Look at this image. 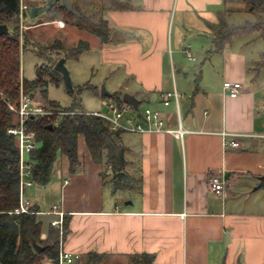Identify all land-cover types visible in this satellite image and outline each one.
<instances>
[{
	"label": "crops",
	"instance_id": "1",
	"mask_svg": "<svg viewBox=\"0 0 264 264\" xmlns=\"http://www.w3.org/2000/svg\"><path fill=\"white\" fill-rule=\"evenodd\" d=\"M129 1L130 9L99 6L110 28L106 42L93 34L100 57L112 69L125 68L121 76L139 100L138 115L145 107L158 110L169 128L178 124L177 107L159 98L175 88L182 94L180 122L191 131L180 139L165 131L120 129L131 175V186L120 188L79 135V166L70 171L61 156L55 166L61 171L44 186H27L24 196L41 211L44 231L52 218L44 223L43 216L52 215L53 204L69 215L61 247L75 261L93 251L104 256L102 264H130L129 255L138 253L153 254L157 264H264V187L257 188L264 175V62L257 57L264 49L254 40L258 30L216 37L224 22L239 24L231 18L248 14L233 1ZM43 14L29 15L37 23ZM59 20L52 22L58 29H80L61 27ZM224 80L240 81L239 94L229 96ZM224 132L245 135L231 146L226 141L233 137ZM212 173L227 180L220 195L210 189Z\"/></svg>",
	"mask_w": 264,
	"mask_h": 264
},
{
	"label": "trees",
	"instance_id": "2",
	"mask_svg": "<svg viewBox=\"0 0 264 264\" xmlns=\"http://www.w3.org/2000/svg\"><path fill=\"white\" fill-rule=\"evenodd\" d=\"M83 0H74L73 11L61 5L60 0L46 10L43 16L48 19H62L66 25H76L97 35L100 41L110 39V28L105 18L94 20L91 14L85 13L79 6ZM242 4L254 19L239 24L223 23L217 30L216 37L221 41L227 36L239 32L261 30L264 23V0H224ZM92 5L98 2L103 9L114 7L119 9L132 8L129 0H86ZM31 6V5H30ZM93 6V5H92ZM19 0H0V23L8 26L9 32L0 34V262L2 264H40L43 258L49 264H59V251L62 242L69 232V215L63 218V231L49 224L46 233L42 231V220L39 218L37 205L30 212H14L20 199L19 177V147L16 138L8 132V127L16 124L14 113L8 104L18 102L20 91L32 95L39 89L44 98L45 107L53 113L49 116L30 117L27 128L35 134L38 146L28 154V162L32 165L31 179L38 186L46 185L52 178L55 166L61 156L68 160L69 170L74 171L79 166V135L84 136L86 147L96 163H101L106 170L112 169V184L114 188L130 187V176L125 169L129 161L126 158L128 147L122 142L121 130H112L105 117L96 112L84 111L81 104L74 98L67 107H60L54 100L47 98L48 83L60 84L62 75L54 66L59 57L77 58L83 51L89 49V43L80 40L71 48L55 45H38L31 41L24 30L21 43L18 30ZM227 11V9H226ZM28 14V12H27ZM22 33V34H23ZM59 45V46H58ZM219 45V43H218ZM30 46L40 56H45L48 62L36 66V75L31 79L20 76L21 47ZM221 45L216 47L219 50ZM55 54V56H52ZM264 62V61H263ZM89 82L85 86H90ZM96 88V86H95ZM105 97L106 95H103ZM118 103H123L122 94H110ZM118 104V105H120ZM62 111L58 117L57 113ZM122 172L119 177L118 173ZM141 176L138 178L140 187ZM44 248L37 251L33 243ZM103 255L89 252L81 260L78 257L74 264H102ZM151 253L129 255L130 264H157Z\"/></svg>",
	"mask_w": 264,
	"mask_h": 264
},
{
	"label": "rangeland",
	"instance_id": "3",
	"mask_svg": "<svg viewBox=\"0 0 264 264\" xmlns=\"http://www.w3.org/2000/svg\"><path fill=\"white\" fill-rule=\"evenodd\" d=\"M43 1L45 3L47 2V0H27L28 5L31 6L36 5V3H40ZM57 1L58 0H55V2ZM92 5H90L89 2H86V0L79 2V6L85 13L91 14L94 20H99L102 17L100 15L101 13H99L100 4L98 2H94ZM245 19L252 21L254 19V16L253 14L248 13L247 15L244 16V18L243 15L240 14H238V16H234L233 18H231L233 22H238V23L243 22ZM54 20L55 19H48L47 16H43L41 21L34 23L32 17L29 14H27V11L24 12L23 16L19 18V22H18V30H19L18 32L21 43L24 37L23 32L24 30H26V34L28 35L29 39L31 41H34V43H37L38 45L53 44L56 46V44L58 43L64 48H71L72 46L75 45L76 40L79 41L83 40L89 43V49L83 52L77 58H65V65L68 69L72 86L69 87L68 85H66L64 80H62V82L58 85L50 82L48 83V87H47V94H46L47 98L50 100H54L56 103L59 104L60 107H56V108L67 107L71 104L72 100L76 98L78 102L81 104V109H83L84 111L100 112L102 114L112 115V109L111 107H109V105L115 104V101L113 97H110V95L109 96L106 95L105 97H103L101 95L102 94L101 90L102 87L104 86L105 89L109 92V94H112L114 92H117L118 94L121 92L123 93V89L124 92L131 93L129 91V85H127L126 83L127 78L121 76L125 72V68L119 67L112 69L111 66L106 65L103 62L99 54L97 39L94 38L93 33L77 28H75L76 30L73 31L70 30L66 31V29H58L52 23ZM45 21H50L51 24L45 25L46 24L44 23ZM62 21L64 24L60 25L61 27L65 26L64 20ZM56 22H58V20ZM67 26H69V24ZM257 34H260V37L256 36L257 39L254 38V40L257 43H261L264 49V24L261 30L255 31V35ZM241 37H248V36H241ZM52 56H55V54H52ZM46 58L47 57L45 56H40L39 54H37L34 51V49H32L30 46H25L24 48L21 47L20 76H24L27 79H31L35 77L37 67L41 66L42 63L44 65L46 61L48 62V59ZM60 58H62V56L59 57L58 59ZM257 60L264 61V57L260 58V56H258ZM263 65L264 63L260 65L259 68ZM253 70L257 71L254 68ZM87 82H89V84L91 85L85 86ZM32 97H34L38 103L44 106L46 105L43 102L44 98L40 94L39 89H37L34 92ZM13 103H17V102H13ZM145 104H146L145 100H141L139 108L142 110ZM14 106L18 107V105H14ZM11 111L14 113V117L16 121L17 119L19 120V115L15 111V109L14 110L11 109ZM54 113H57L56 115H58L59 117L62 112L59 111ZM121 123L126 124V120L122 118ZM15 141L17 145H19L18 141L17 140ZM79 149L82 150V145H80V142H79ZM58 169L60 170V168H57L56 170L53 171L52 178L55 177L54 175H56ZM128 169L130 171V167ZM133 175H134V182L136 183L138 176H136L135 172H133ZM25 186L27 187L30 185L25 184ZM43 217L45 223L47 219L52 218V215L46 214V216ZM42 226H43V221H42ZM42 231L43 234L46 233V231H44L43 228ZM59 232L61 231L59 230ZM110 263L111 262H109L108 264ZM40 264H49V261H46V259L43 258V260L40 261ZM61 264H69V263L62 262Z\"/></svg>",
	"mask_w": 264,
	"mask_h": 264
},
{
	"label": "built area",
	"instance_id": "4",
	"mask_svg": "<svg viewBox=\"0 0 264 264\" xmlns=\"http://www.w3.org/2000/svg\"><path fill=\"white\" fill-rule=\"evenodd\" d=\"M31 6L28 5L27 0H19V9L18 16L19 18L23 16V13L28 11ZM25 10V11H24ZM63 24L62 21H59ZM242 88V84L240 81H232V80H224L223 81V89L227 91L229 96L235 97L239 94ZM182 97V94L179 93L175 88L171 90H165L160 93V101L163 105L168 106L171 102H175L177 111V121L178 124L175 128L165 127V117L158 110L145 107L143 112L138 115L137 109H135L132 105L127 104L125 102L118 104H110L109 107L112 109V115H103L110 123V128L112 130H137L140 132L143 131H165L168 132L180 139H183L185 133L190 132V129L185 128L180 122L179 115V99ZM14 105H18L15 107ZM8 107L11 109H15V111L19 115V120L17 119V123L8 127V132L15 136L19 145V177H20V199L19 204L15 207L14 212H30L32 211V203L31 201L24 196L25 184L31 185L33 183L31 179L32 165L28 162V154L32 149H35L39 144L35 139L34 132L27 128V120L30 117L36 116H46L51 115L53 112L47 109L44 105L38 103L34 97L31 95L25 94L23 90L20 91L19 100L17 103H9ZM9 108V109H10ZM10 109V110H11ZM62 112V111H60ZM124 118L126 123H121V119ZM16 120V119H15ZM133 124V126H132ZM225 135L231 136L226 143L231 146H238L239 141L236 139L238 136H243L245 134L242 133H229L224 132ZM68 180H65L67 182ZM227 180L221 173H212L209 176V186L213 193L216 195L222 194ZM35 213H41L40 210H35ZM47 213L52 214L53 217L50 219L49 224L57 227L60 231H63V218L65 212L60 209L58 204H53L51 209L47 211ZM76 257L74 253L68 252L60 248L59 251V264L62 262H66L69 264H74Z\"/></svg>",
	"mask_w": 264,
	"mask_h": 264
},
{
	"label": "water",
	"instance_id": "5",
	"mask_svg": "<svg viewBox=\"0 0 264 264\" xmlns=\"http://www.w3.org/2000/svg\"><path fill=\"white\" fill-rule=\"evenodd\" d=\"M54 2H55V0H47V2L44 3L42 6H31L28 9V13L32 17H36L40 13H45L46 10L49 9L54 4ZM60 2H61V5L67 7L70 11H73V2H74V0H60ZM8 32H9L8 26L6 24H4V23H0V34H5V33H8ZM117 34H119V33L114 32L112 34V39ZM54 68L62 74V78L65 81L66 85L71 87L72 86V82H71V78H70L68 69H67V67L65 65V58L64 57L60 58L56 62ZM101 92L104 95H109V92L105 89L104 86L102 87ZM122 100H123V102L132 105L134 108H137V106L139 104V100L133 94H130L128 92H123L122 93ZM120 174H119V176H120ZM261 186L264 187V175H260L259 176V182H258L257 188L261 187ZM33 246H34V248L37 251H41L44 248V246H42V245H40V244H38L36 242L33 243ZM0 264H2V263L0 262Z\"/></svg>",
	"mask_w": 264,
	"mask_h": 264
}]
</instances>
